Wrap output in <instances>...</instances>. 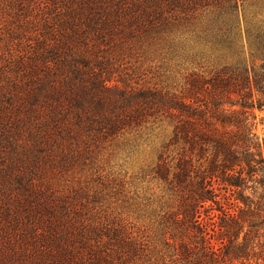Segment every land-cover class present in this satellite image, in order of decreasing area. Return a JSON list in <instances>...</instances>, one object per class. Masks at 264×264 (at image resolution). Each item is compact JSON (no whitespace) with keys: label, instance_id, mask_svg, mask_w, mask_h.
<instances>
[{"label":"trees","instance_id":"obj_1","mask_svg":"<svg viewBox=\"0 0 264 264\" xmlns=\"http://www.w3.org/2000/svg\"><path fill=\"white\" fill-rule=\"evenodd\" d=\"M247 50L264 55V0H0V264H264V63L174 88L143 68ZM165 120L144 173L162 195L129 214L131 183L89 167Z\"/></svg>","mask_w":264,"mask_h":264},{"label":"rangeland","instance_id":"obj_2","mask_svg":"<svg viewBox=\"0 0 264 264\" xmlns=\"http://www.w3.org/2000/svg\"><path fill=\"white\" fill-rule=\"evenodd\" d=\"M243 62L247 66H259L264 63L263 54H251L248 50L243 55H220L213 54L212 58L202 59L200 64H194L190 61L182 62L180 66H173L169 69V63H153L152 68L149 64L143 66L148 69L147 78L160 82L162 85L174 88L181 80V72L184 68H200L202 70L214 67L220 68L226 64H236ZM173 63V62H172ZM154 65H160L158 67ZM258 114L257 133L264 138V112L256 111ZM173 125L170 121L165 120L159 122L151 129L143 130L140 134H126L114 140H109L103 144L96 162L91 164L89 170L93 176L98 179L97 183L102 184L109 181L124 177L131 184L128 185V192L118 195L122 200L131 203V208H125V211L144 213L151 212L154 208L149 204L154 200L158 201L162 195L161 189L156 182H150L145 171L150 169L157 162L158 155L163 144H165L172 135ZM83 179L86 180L85 176ZM90 178H88L89 180ZM102 180V181H101ZM101 182V183H100ZM102 187L104 185H101ZM116 185L111 184L110 187L104 188L103 193L114 196ZM107 200L110 198L107 196ZM117 198L111 199L110 207H116ZM114 202V203H113ZM107 205V204H106ZM138 215V214H137ZM136 215V216H137Z\"/></svg>","mask_w":264,"mask_h":264}]
</instances>
